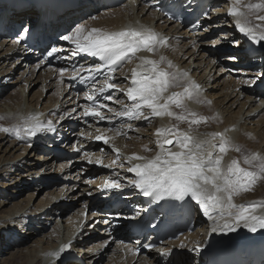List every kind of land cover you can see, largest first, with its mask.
<instances>
[{"label":"bare ground","instance_id":"6f19581e","mask_svg":"<svg viewBox=\"0 0 264 264\" xmlns=\"http://www.w3.org/2000/svg\"><path fill=\"white\" fill-rule=\"evenodd\" d=\"M150 1L131 0L112 9L104 7L98 9L95 5L96 0H77L74 2L75 8L59 17L57 23L70 24L87 12H95L93 16L95 19L93 17L85 19L79 25H84L86 30L99 28L108 31L121 30L129 25L133 27L144 25L160 33L167 38V46L160 48L157 54L145 51L138 55L158 59L162 54L179 70L188 72L189 79L199 84L201 90L196 99L185 101L187 107L198 115L216 117L215 120L209 119L206 123L193 125L192 134L205 139L206 137L201 136V133H223L227 129L229 131L226 132V136L234 144L240 145L242 151L246 150L249 155L259 153L264 156V107L262 108L261 102H258L264 101V92L256 88L259 83L257 78L259 70L251 66L256 62H251L250 59L237 61L230 58V54L235 52L229 48V43L245 44L252 41L237 28L234 29L235 21L228 15L231 0H206V5L219 6L217 11L223 15L214 18L216 13H210L194 24L193 28L191 25L175 26L157 18L149 9ZM243 2L254 3L257 0H243ZM4 7L0 6V9ZM33 18L34 12L30 9L12 13L7 21L29 22ZM239 34L244 36L241 37ZM32 57L24 52L20 53L14 42L0 38V76H3L0 78V117H3L0 119V126L11 128L22 123V117L38 115L39 118H43L42 124L45 129L51 123L55 131L65 133L66 136L59 144V148L69 151L77 143L79 144L77 148L85 147V149L80 151L77 157L74 155L66 157L67 160H62L64 162H56L58 158L45 156L51 151L44 150V147L54 143L51 136L53 131H41L37 136L44 138L40 139L38 144L28 143L27 139L18 140L13 134L0 132V264H77V262H66L60 255L57 258L50 254L61 239L73 237L72 234L75 232L73 224L80 223L81 214L85 210L89 213L92 207H100L99 212L90 211L83 233L74 237L76 241L73 244V250L81 254L87 264H101V261L107 257L108 261L105 264H164L161 259L167 261L171 255L173 260L177 257V261L173 264H181L182 261H187V264H199V251L195 246L201 245L207 236L249 240H255L254 237L260 236L263 232L261 229L252 233L244 227L230 233L212 232V222L201 209L193 206V218L197 230L177 239L174 242L176 249H172L169 244L162 248L163 252L169 253L167 255L149 251L125 258L130 254L132 244L128 239L125 224L119 219L126 217L128 212L122 209L117 212L105 211L104 203L96 200L95 196L100 190L105 189L106 182L112 180L118 181L122 187L128 186L130 182V175L126 170L130 165L128 157L134 153L146 157L154 156L157 150L155 141L158 128L178 124L181 129L187 130L188 124L169 117H156L151 122L121 118L113 128L126 133L120 135L117 131H109L108 125L102 124L97 118L82 121L79 117L84 106L83 96L72 95L60 79L61 70H64V75L69 74L75 61L72 63L63 61L62 67H49L35 55ZM137 64L138 61L135 59L126 64L114 74L112 82L117 83L121 88L130 86L131 70ZM13 68L15 72L12 71ZM55 71L59 76L58 79L51 77ZM15 73L18 77L14 81L7 82V78L12 79ZM263 75L261 72V76ZM26 83L28 87H25ZM8 84H17V86L10 89L6 87L8 90L1 89ZM37 85H39L38 90L34 91L31 99L28 100L25 94L26 88L29 91ZM50 89H54V94L46 93L43 96V91ZM172 91H182V89L176 88ZM3 93L4 96L1 95ZM110 95L113 100L101 101L108 105V108L114 109L113 112H109L108 108L101 109L106 118H113L116 116L115 112L122 110V105L115 103V100L130 104L124 92L114 91ZM197 99L203 103H197ZM207 101L211 103L208 104ZM39 104L41 107L38 110ZM173 110L181 111L175 107ZM75 121L81 124L80 128L78 127L79 132H75L77 126ZM74 123L76 126L73 127ZM128 124L132 125L131 129L127 127ZM97 129L109 138L107 144L80 135L82 132L91 133L94 137L98 134ZM145 145L151 151H145ZM113 148L119 149L123 155L120 154L118 157ZM85 153L88 154L87 158ZM233 158L240 160L241 166L244 167L242 155L233 150L225 155L224 163L230 162ZM89 159H99L103 163H89ZM98 166L104 167L98 168ZM54 172L59 173L58 178L62 179L64 184L61 187L54 186L37 200L34 195L38 194L40 187L45 185L44 180L40 178ZM15 185L32 187L29 191L31 193L19 198L20 195L17 194L19 189L10 190ZM121 195H127L130 199L134 197L132 194ZM64 196L66 200L63 199ZM67 200L75 201L71 205L75 203L74 206L78 208L63 210L62 206H66ZM137 201L133 199L132 202ZM261 201H264V178L259 179L250 191H242L234 196L236 204ZM260 212H264V209L258 208L257 213ZM40 220L42 222H38ZM15 233H20L19 238L13 239ZM108 242L109 245L105 248ZM181 244L184 245L183 248L180 247Z\"/></svg>","mask_w":264,"mask_h":264},{"label":"snow or ice","instance_id":"6c2138e0","mask_svg":"<svg viewBox=\"0 0 264 264\" xmlns=\"http://www.w3.org/2000/svg\"><path fill=\"white\" fill-rule=\"evenodd\" d=\"M260 13H264V0H257L254 3L231 0L228 11V15L236 18L235 26L238 31L264 47L262 43L264 42V14ZM21 31L26 34L29 28L21 23ZM60 38L74 44L77 52L98 57L103 62L102 65H96L94 68L76 69L70 77V79H76L81 71H87L89 78L94 81L92 85L94 93L85 96L90 103L83 108V116L105 120L106 117L101 109L108 108V105L100 103L95 93L104 94L109 90H118L124 92L127 99L131 101L130 104H125L121 100H115V103L122 105V110L115 112V115L119 117H126L129 120L143 119L149 122L156 117H169L188 124L187 130L181 129L178 124L158 128L155 141L157 150L154 156L146 157L134 153L128 157L129 163L133 160L142 161L127 169L136 177L129 182L132 187L139 189L144 196L153 197L157 201L165 197L180 201L190 198L199 205L203 214L212 222V232L230 233L244 227L249 232L255 233L259 229H264V212L257 213L258 208L264 209V201L234 203L235 195L242 191H250L259 179L264 178V156L259 153L250 155L242 153V163L248 167H242L241 161L235 158L225 164L224 157L230 150L237 153L242 151L240 145L234 144L226 136L229 130L226 129L223 133H201L200 135L206 137L205 139L192 134L193 125L216 119V117L198 115L185 103L186 100L196 99L201 86L189 79L188 72L179 70L162 54L158 59L138 55L145 51L150 54L159 53L160 48L167 46L166 37L144 25L137 27L129 25L117 31L99 28L86 30L84 25H79L71 34ZM22 39L23 36H20L17 42ZM58 51L60 50L52 48L47 55L52 56ZM73 54L75 55L76 52ZM247 55L248 51L244 50L230 54V58L235 60ZM134 59L138 61V64L131 70L130 86L121 88L120 85L112 82L117 67L123 63H131ZM102 68H106L108 72L104 75L102 85L96 88L97 81L93 73H101ZM60 75L63 77L64 70H61ZM176 88H181L182 91H172ZM103 98L113 100L112 95H105ZM196 102L203 103L198 99ZM173 107L181 111L176 112ZM72 111L74 112L75 109ZM108 111L113 112L114 109L108 108ZM21 119L22 123L11 128L0 126V132L10 133L16 139L24 140L36 136L41 131L55 130L51 127V123L45 129L38 115H28ZM127 127L131 129L132 125L128 124ZM109 131L126 135L115 129H109ZM97 133L94 137L91 133L82 132L80 135L87 139L103 141L105 144L109 142V138L100 133L99 129ZM75 150L80 151L79 148ZM144 150L151 151L146 145ZM113 151L119 157L120 150L113 148ZM85 157H88L87 153ZM88 162L103 163L99 159H89ZM104 187L119 189L121 185L118 181L112 180L106 182ZM84 215L87 216V213L85 212ZM69 247L70 245H63L60 252L66 251ZM180 247L183 248L184 245L181 244ZM50 255L59 257V253ZM181 264H187V261H182Z\"/></svg>","mask_w":264,"mask_h":264},{"label":"rangeland","instance_id":"374dc122","mask_svg":"<svg viewBox=\"0 0 264 264\" xmlns=\"http://www.w3.org/2000/svg\"><path fill=\"white\" fill-rule=\"evenodd\" d=\"M124 14H125V12H124ZM71 24V23H70ZM228 45H230V43L228 44ZM15 70V68H13V72H15L14 71ZM18 77V74H16L15 73V75H13V77H12V79H9L8 81L10 82L11 80L12 81H14V79H16ZM7 81V82H8ZM6 82V83H7ZM11 84V83H10ZM10 84H8L7 86H4L5 88L6 87H8V89H10V88H12V87H16L17 86V84L15 85H10ZM18 84H20V83H18ZM38 88H39V85H37V86H35L34 88H31V89H29V91H28V93H27V99L28 100H30L31 99V97H32V94L34 93V91H37L38 90ZM8 89H6V90H8ZM27 90H28V88H27ZM10 91V90H9ZM49 94V93H52V95L54 94L53 93V89H50L49 91H43V96L45 95V94ZM4 94L5 93H3V94H1L2 96H4ZM7 94V93H6ZM16 94H18V93H16ZM38 94H39V92H38ZM19 95V94H18ZM18 95H17V98H18ZM77 97V96H76ZM46 100V99H45ZM38 107H40V104L38 105ZM38 110H39V108H38ZM80 118V117H79ZM75 122H77V126L75 127V132H79V128H80V126H81V124L78 122V121H75ZM79 127V128H78ZM77 144V143H76ZM78 145L79 144H77V147H78ZM242 153L243 154H247V151L246 150H244V151H242L240 154L242 155ZM80 155V153L79 154H77L76 155V157L77 156H79ZM62 162H64V161H62ZM244 167H248L247 165H244ZM51 175V179L52 178H55V179H57V180H59V181H61L62 182V185L64 184L63 182L64 181H62V179H59L58 177H59V173L58 172H54V173H52V174H50ZM50 181V180H49ZM53 181H55V180H53ZM55 184V185H54ZM61 185V183H52L51 185H49L48 187L46 186V184L44 185V187H40L41 189H39L40 191H39V193L38 194H35L34 195V197L35 198H37V200L38 199H40L43 195H44V192H46V191H50L51 189H53V186H57V187H60V186H62ZM11 187V186H10ZM51 187V188H50ZM12 189H10L11 191L12 190H18L19 189V191L17 192V194L18 195H20L19 196V198L20 197H26V195L27 194H29V193H31V192H29L30 191V189H32V187L31 188H29V187H25L24 185H22V186H20V185H15V186H13V187H11ZM21 188V189H20ZM29 188V189H28ZM14 190V191H15ZM24 190V191H23ZM42 191V192H41ZM33 192H35V189H33ZM15 194H16V192H15ZM87 199H88V197H86ZM64 200H66V197L64 196V198H63ZM36 201V200H35ZM68 201V200H67ZM69 202V203H68ZM68 202H66V206H62L63 207V210H65V209H67V210H71L72 208H78V207H76V206H74L75 205V203H74V205H71V203L72 202H75V201H68ZM68 206V207H67ZM36 221V220H35ZM59 223H61V221L59 222ZM51 226H52V224H51ZM94 228L92 227V230H93ZM49 230V229H48ZM95 232H97V231H95ZM108 245H109V242L105 245V248H107L108 247ZM107 246V247H106ZM2 261V260H1ZM108 261V257L106 258V259H104V260H102L101 261V264H105L106 262ZM4 263H5V261H3Z\"/></svg>","mask_w":264,"mask_h":264}]
</instances>
